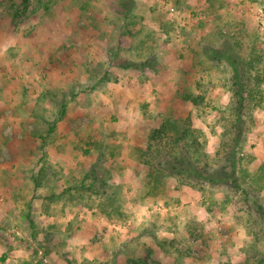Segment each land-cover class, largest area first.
<instances>
[{
  "label": "rangeland",
  "instance_id": "obj_1",
  "mask_svg": "<svg viewBox=\"0 0 264 264\" xmlns=\"http://www.w3.org/2000/svg\"><path fill=\"white\" fill-rule=\"evenodd\" d=\"M41 1L0 0V264H264V0ZM235 70L262 80L242 189L148 196L151 132L176 119L215 154ZM94 170L111 191L77 189Z\"/></svg>",
  "mask_w": 264,
  "mask_h": 264
},
{
  "label": "trees",
  "instance_id": "obj_2",
  "mask_svg": "<svg viewBox=\"0 0 264 264\" xmlns=\"http://www.w3.org/2000/svg\"><path fill=\"white\" fill-rule=\"evenodd\" d=\"M23 4L25 6V3ZM38 4L40 9H47L51 5L49 1L43 2L41 0ZM254 64L251 61L249 69L252 70ZM246 73L247 70L241 75H239V71L235 73L240 81L234 83L232 105L228 109V115L222 113L220 116L224 121L223 141L215 154L206 152L205 147L194 139L191 127L181 124L176 119H165L151 132L147 147L139 153L141 161L146 167L144 185L148 190V196L157 198L163 194L166 190L167 180L172 178L181 185L198 187L201 190H204L206 184H226L236 189H242L237 155L241 151L242 138L246 133L245 121L250 117L249 109L261 93L259 86L262 82L259 80V75L257 77L249 71L246 76ZM188 100H191L195 106L201 105L199 98L191 96ZM224 112L226 114L227 111ZM260 169L264 175V166ZM94 172L96 173L92 182L88 186L83 182V186L77 189L98 191L99 193L103 187H108L103 191H111L108 190L113 189L110 185L111 173L109 171L105 174L97 173L95 170ZM259 178L262 180L264 176ZM45 179L44 171L40 169L37 175L33 177L35 186H42ZM99 186L100 188H98ZM241 192L249 198L252 194V191L246 189ZM255 200L258 211H254V214L264 221V207L259 204L257 199ZM113 203L118 204L119 199L112 196L109 199V206L111 207Z\"/></svg>",
  "mask_w": 264,
  "mask_h": 264
}]
</instances>
